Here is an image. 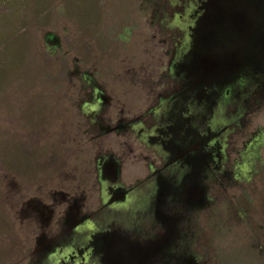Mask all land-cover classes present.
<instances>
[{"label": "rangeland", "instance_id": "rangeland-1", "mask_svg": "<svg viewBox=\"0 0 264 264\" xmlns=\"http://www.w3.org/2000/svg\"><path fill=\"white\" fill-rule=\"evenodd\" d=\"M123 110L161 156L183 148L162 204L156 175L119 169L116 135L114 180H92L93 120ZM107 184L137 202L82 218L84 193H59ZM0 264H264V0H0Z\"/></svg>", "mask_w": 264, "mask_h": 264}, {"label": "flooded vegetation", "instance_id": "flooded-vegetation-1", "mask_svg": "<svg viewBox=\"0 0 264 264\" xmlns=\"http://www.w3.org/2000/svg\"><path fill=\"white\" fill-rule=\"evenodd\" d=\"M118 97L120 98V96H118ZM128 98H131V99L127 100V101H130L133 99V96L129 95ZM107 101H108V103H111V104L114 102V101H111V97H108ZM117 101L120 103V100L117 99ZM127 110L129 112L133 111L130 108H127ZM61 111H62V109H61ZM61 111H60V113H61ZM90 114L92 115L91 110H90ZM108 118H109L108 116L106 117L104 115V118L101 120V123H99V122L97 123L93 120V127L98 128L101 141L99 142V144H98L99 146L97 147V149H95V150H97V152L91 153V156L93 157L92 161L97 162L100 165V168H98V169H94L93 165H92V168H91L92 180H96V181L101 180L102 181V179H103L108 183L110 181L114 180V176L109 177V176L105 175L106 173L103 171V164L102 163H103L104 157L106 156L105 155V152H106L105 149L107 147V140L106 139L110 138L112 135H116V137H115L116 142L114 143V147L111 148L112 153H114V154H111V155H113L115 157L117 156L119 158V159L116 158L121 163V167L119 166V169L120 170L123 169V167H122L123 165H126V166L130 165L131 167H133L131 169L132 173L130 174L132 181H138L137 179H135V177H136L135 173H136V170H138L139 166H142L143 168H145V171L147 172L148 176H151L149 178H154L153 176L156 175V177H155L156 179L154 178V180H155L154 183H157L158 185H160V183H162L158 189V192H157V196H158L157 204H162L163 201L166 200L163 197V193L166 192L167 186L165 185V180H163L164 174L160 175L161 174L160 170L163 168H165L166 171L170 170L172 165H173L172 163L174 162V159L170 158L171 155L173 154L174 158L177 159L178 157H180L183 154V148L182 147H176V149L173 150V152H172V149H170L168 151L167 155L161 156L159 153H157V149L151 147L150 145L146 144L142 140V135L133 133L131 130H128V129L127 130L123 129L124 126L130 122V120H126V118H132V117H129V115L126 114L124 110L119 111V113L116 116L114 124H109ZM117 121H119V123H120L119 129H115V127H114ZM91 123H92L91 120H89V124H91ZM127 134H129L131 136V139L127 140L124 138V136H126ZM238 137L236 138L237 140H238ZM232 149H234V148H232ZM111 155H108V156H111ZM113 156H111V157H113ZM115 157H113V158H115ZM89 166H90V164H89ZM151 166H152V169H151ZM96 167H97V164H96ZM71 176H72V173L69 172L66 179H70ZM231 180L234 181V179H231ZM112 186L121 187V186L115 185V184L108 185L103 190V192H104L103 198H102V193H101L100 189H93L92 191L86 190V189L75 190V192L69 190V191H65V192L60 191L59 193H84L83 195H75L71 198L69 196V198H68L69 202L71 204L70 208H72L73 210L77 209L79 212V215H80V212L83 211V207L88 209V211H86V212L84 211L85 216H83L82 218H86L88 216L91 217V216H94L96 214H100V215L104 214L108 209H104L101 211H99V209H101L103 206H110L109 204H111V202H113L115 200L116 201L113 203V204H115L114 206H116L117 204L122 205L123 210H127L129 203L134 204L135 202H137L136 198H133L131 195V193L134 192V191L131 192V188L125 189L124 187H122L123 189L121 191H119L117 188L113 192V193H115V192L118 193V195H116V196H119V198L116 199V196L111 195ZM134 186H135V184L132 185V188ZM110 188H111V190H110ZM176 190L182 191V187H180L179 189H176ZM134 193H136V192H134ZM58 197H59V195L57 193H54L53 198H52L53 201L51 202V204H46L44 206L45 208H54V207L57 208L55 210L54 216L50 218L48 225L43 224V228H47L49 226L50 227L56 226L57 231L55 233H53L51 235V238H50L53 240L55 237L61 235L65 231L64 230V231L60 232V228H59L61 223H64L61 221L64 218V216L60 214L59 207H57L58 206V203H57ZM93 198H95V200L91 201V199H93ZM113 198H115V200H112ZM189 203L191 205H194V203L191 200H189ZM96 204H98V205L100 204L98 207H95L97 209L93 208V206H95ZM155 205H156V202H155ZM113 213H115V212H113ZM160 213H161V210H160ZM113 216H115V215L113 214ZM89 220L90 219H87L84 222H81L80 220L74 221V224H78L81 222L78 226L75 227V229L79 228L81 225H85V223ZM172 224L173 223H171V222L169 224L170 231L168 228H166V225L164 226V228L162 226H159L164 231H162V230L158 231L159 236L155 237L154 242H156L157 244H159L165 248L166 242L164 240V233L169 232V234H171V229L174 230V227ZM46 234H48V233H46ZM44 243H48V240H46V238L43 241V244ZM157 244L154 246L155 252H159V248L157 249Z\"/></svg>", "mask_w": 264, "mask_h": 264}]
</instances>
